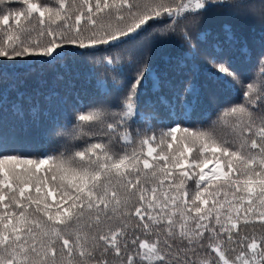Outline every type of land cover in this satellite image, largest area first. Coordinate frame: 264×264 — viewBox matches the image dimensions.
<instances>
[{
    "label": "snow or ice",
    "instance_id": "1",
    "mask_svg": "<svg viewBox=\"0 0 264 264\" xmlns=\"http://www.w3.org/2000/svg\"><path fill=\"white\" fill-rule=\"evenodd\" d=\"M228 6L0 0V74L6 62L57 61L69 45L116 47L165 20L159 31L176 33L181 20ZM179 34L195 48L183 27ZM240 52L251 61L246 43ZM209 63L243 92L241 103L218 106L207 128L189 126L187 100L179 119L133 128L144 123L141 61L115 104L95 103L69 121L59 149L33 155L0 141V264H264V231L244 230L256 221L264 228V41L250 82L223 52ZM97 88L108 91L104 81Z\"/></svg>",
    "mask_w": 264,
    "mask_h": 264
},
{
    "label": "trees",
    "instance_id": "2",
    "mask_svg": "<svg viewBox=\"0 0 264 264\" xmlns=\"http://www.w3.org/2000/svg\"><path fill=\"white\" fill-rule=\"evenodd\" d=\"M223 2L231 6L212 8L199 21L181 20L176 33L159 31L165 27V20L145 26L139 35L133 34L134 39L116 47L101 45L93 50L69 45L59 60L50 63H4L0 74V141L33 155L59 149L64 143L61 133L69 121L75 123L77 113L95 103L115 104L121 96L117 87L128 85L141 61L147 65L138 98L144 123L133 125L134 129L147 123L163 127L157 118L179 119L185 100L193 105L187 113L189 126L209 127L218 106L241 103L243 92L235 82L229 88L216 79L210 60L225 53L245 83L250 82L259 72L258 57L264 41V0ZM226 26L234 41H229ZM181 27L190 34L195 48L183 40ZM245 43L251 50L250 62L240 52ZM98 81L106 82L107 93L98 90ZM154 83L160 87L154 88ZM189 88L194 89L193 94L186 91ZM158 97H165L169 104L161 105ZM253 229L257 234L264 231L259 221L244 228L249 234Z\"/></svg>",
    "mask_w": 264,
    "mask_h": 264
}]
</instances>
